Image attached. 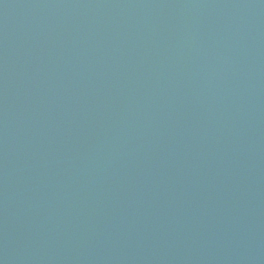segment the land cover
Returning a JSON list of instances; mask_svg holds the SVG:
<instances>
[{
  "label": "water",
  "instance_id": "95a60500",
  "mask_svg": "<svg viewBox=\"0 0 264 264\" xmlns=\"http://www.w3.org/2000/svg\"><path fill=\"white\" fill-rule=\"evenodd\" d=\"M0 264H264V0H0Z\"/></svg>",
  "mask_w": 264,
  "mask_h": 264
}]
</instances>
